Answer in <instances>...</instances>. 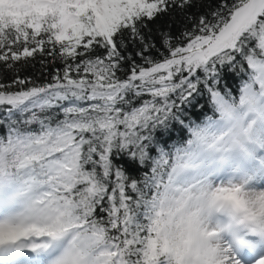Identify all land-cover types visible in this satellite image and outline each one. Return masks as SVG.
Masks as SVG:
<instances>
[{"label":"snow or ice","instance_id":"6c2138e0","mask_svg":"<svg viewBox=\"0 0 264 264\" xmlns=\"http://www.w3.org/2000/svg\"><path fill=\"white\" fill-rule=\"evenodd\" d=\"M0 264H264V0H0Z\"/></svg>","mask_w":264,"mask_h":264}]
</instances>
